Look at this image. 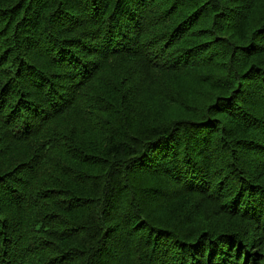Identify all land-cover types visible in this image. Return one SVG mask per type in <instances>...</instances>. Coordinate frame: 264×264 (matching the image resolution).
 <instances>
[{
    "label": "trees",
    "instance_id": "trees-1",
    "mask_svg": "<svg viewBox=\"0 0 264 264\" xmlns=\"http://www.w3.org/2000/svg\"><path fill=\"white\" fill-rule=\"evenodd\" d=\"M0 264H264V0H0Z\"/></svg>",
    "mask_w": 264,
    "mask_h": 264
},
{
    "label": "rangeland",
    "instance_id": "rangeland-1",
    "mask_svg": "<svg viewBox=\"0 0 264 264\" xmlns=\"http://www.w3.org/2000/svg\"><path fill=\"white\" fill-rule=\"evenodd\" d=\"M237 254H241V253H239V252H237ZM243 259L244 258V255L242 254V255H240V259Z\"/></svg>",
    "mask_w": 264,
    "mask_h": 264
}]
</instances>
